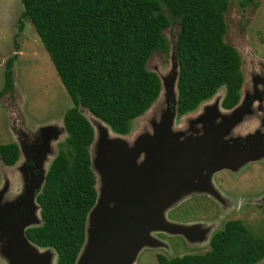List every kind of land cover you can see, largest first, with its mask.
<instances>
[{"label":"trees","instance_id":"16d2710c","mask_svg":"<svg viewBox=\"0 0 264 264\" xmlns=\"http://www.w3.org/2000/svg\"><path fill=\"white\" fill-rule=\"evenodd\" d=\"M19 29L30 22L41 39L74 107L64 116L66 139L50 165L37 197L42 225L27 236L40 248H53L57 264H76L86 241L87 219L98 198L90 146L95 129L82 110L127 136L134 122L158 100L159 76L147 64L169 51L165 31L179 27L175 45L180 76L178 117L196 111L225 89L224 106L235 108L243 85L242 60L226 42L231 0H21ZM18 54L5 64L3 94L15 90ZM16 143L0 144L8 167L20 159ZM233 264H256L264 240L241 223L234 227ZM220 254V253H219ZM186 257L175 264H216ZM225 261V260H224ZM222 261V264L224 263ZM232 260H228L230 262ZM166 264V263H165ZM226 264V263H225Z\"/></svg>","mask_w":264,"mask_h":264},{"label":"water","instance_id":"95a60500","mask_svg":"<svg viewBox=\"0 0 264 264\" xmlns=\"http://www.w3.org/2000/svg\"><path fill=\"white\" fill-rule=\"evenodd\" d=\"M175 63L169 76L159 77V98L163 97L164 106L161 104L162 120L156 125L154 137L141 133L134 139L117 138L108 126L98 133L90 146L98 198L88 215L86 241L76 264H136L143 249L159 246L152 236L154 232H175L181 228L169 223L166 211L190 196L194 189L206 188L199 182L195 184L194 179L201 180L204 175L212 176L231 167L228 155L222 153L226 144L218 138L205 135L181 141L172 134L174 120L178 118L180 65L177 53ZM220 102L218 95L211 103L201 106V112L211 108L205 112L220 115L216 126L212 125L207 132L209 135L224 130L223 124L232 125L244 112L239 107L231 109V120L225 121ZM43 154L46 156L47 151ZM19 173L20 182L26 183L27 169ZM47 173L27 187L24 200L29 203L30 212L26 218H21L26 219L25 222L15 212L20 201L6 200L11 190L10 182H15L3 185L0 191V264H57V252L53 248H40L25 233L28 227L42 225L37 197L43 190Z\"/></svg>","mask_w":264,"mask_h":264},{"label":"rangeland","instance_id":"374dc122","mask_svg":"<svg viewBox=\"0 0 264 264\" xmlns=\"http://www.w3.org/2000/svg\"><path fill=\"white\" fill-rule=\"evenodd\" d=\"M22 11L21 0H0V144L16 143L22 150L20 159L14 167L5 166L0 160V191L9 181L15 182H10L11 188L13 184L17 186L21 176L19 170L25 169L26 159L30 160L29 155L32 151H36L37 156L34 176L31 177L30 184L48 172L59 151L60 144L67 137L64 130V116L69 109L74 107L34 26L26 21L25 29L20 31L19 16ZM226 21L228 26L226 42L232 45L241 56L245 90L248 85L257 84L258 78H264V0H231ZM178 31V26L165 31L169 41V51L156 52L148 62V69L158 74L160 78L169 76L176 65L175 45ZM16 53L18 59L14 67L15 90L12 93L3 94L5 64ZM244 90L246 94L247 90ZM225 93L223 88L206 102L211 103L216 96L220 95V108L224 111V120L227 121L231 120L229 114L231 110H226L222 106ZM161 104L164 106L163 97L159 98L147 113L134 122L133 131L128 136L129 139H134L141 133H150L149 137H154L156 125H159L162 120L160 116L163 106ZM246 104L247 102L238 106L244 112L226 129V138H246L263 131L264 125L259 124L258 120L260 113L256 108L257 104L252 103V106L245 108ZM209 109L211 108L205 111ZM82 111L93 124L96 139L98 133L108 125L88 111ZM205 111L201 112V107H199L196 111L181 117L180 121L176 118L172 134L178 136L181 141L205 136V132L207 134L210 127L216 126L220 120L219 113ZM110 132L117 138L122 136L114 133L111 128ZM45 151H47L46 156L43 154ZM229 152L228 146L222 150L224 155H228ZM22 163L23 169L21 168ZM19 165L20 169H18ZM25 176L28 177L27 174ZM28 181L29 179L26 183ZM198 181L199 179H194L195 184ZM21 184L25 186V182ZM195 191L196 189L193 190ZM9 197H11L10 194ZM12 198L15 196L13 195ZM184 199L186 198H182ZM261 200H264V197ZM174 207L175 205L166 211L167 220L169 210ZM261 212H263L261 216L264 217V210ZM175 225L190 227L191 224L180 222ZM155 233L157 232L153 233V237ZM158 247L157 245L153 248ZM163 252L164 250L161 249H143L138 255L136 264H158L155 255ZM262 262L263 260L258 264Z\"/></svg>","mask_w":264,"mask_h":264},{"label":"flooded vegetation","instance_id":"af4514ba","mask_svg":"<svg viewBox=\"0 0 264 264\" xmlns=\"http://www.w3.org/2000/svg\"><path fill=\"white\" fill-rule=\"evenodd\" d=\"M244 80L243 76V85L235 108L245 102H247L245 108L256 103L260 113L259 124L264 125V78H258L257 84L248 85L245 90ZM243 90H247L246 94ZM222 106L226 110H231L225 107L223 102ZM180 120L181 117L178 121ZM223 125L224 130L220 129L211 135L205 132V135L218 138L219 142H225L224 144L230 148L227 161L231 167L215 172L212 176L208 174L202 176L198 182L206 188L191 192L188 198L181 200L169 210L170 224L184 222L191 225L179 226L181 228L175 232L164 231L154 234V241L159 243V247L150 249L164 250L163 253L155 255L158 264H175V261L179 262L186 257L210 260L214 259L212 255L216 252L217 256H221L216 264H222L224 260L223 264H233L234 258L237 257L232 247L235 242L234 227L238 223L251 231L255 237L264 240V220H262L264 217L261 216L263 213L261 211L264 210V200H261L264 197V129L261 133L246 138L228 139L225 132L231 125ZM36 156V151H32L29 155L30 160L26 159L28 183L22 186L21 182L25 181L19 180L16 187L13 184L9 193L11 197L8 195L6 199L11 203L20 201L21 204L15 212L24 222L26 219L21 218H26L30 212L29 203H25L24 197L27 187L32 186L30 183L31 177L34 176L32 170L35 169ZM13 195L15 198H12ZM35 227L38 226L28 227L25 231L26 235L29 229ZM229 259L232 261L228 262Z\"/></svg>","mask_w":264,"mask_h":264},{"label":"bare ground","instance_id":"6f19581e","mask_svg":"<svg viewBox=\"0 0 264 264\" xmlns=\"http://www.w3.org/2000/svg\"><path fill=\"white\" fill-rule=\"evenodd\" d=\"M145 126V124H143Z\"/></svg>","mask_w":264,"mask_h":264}]
</instances>
